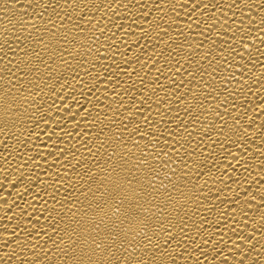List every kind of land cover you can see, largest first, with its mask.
Listing matches in <instances>:
<instances>
[{
    "label": "bare ground",
    "instance_id": "obj_1",
    "mask_svg": "<svg viewBox=\"0 0 264 264\" xmlns=\"http://www.w3.org/2000/svg\"><path fill=\"white\" fill-rule=\"evenodd\" d=\"M0 264H264V0H0Z\"/></svg>",
    "mask_w": 264,
    "mask_h": 264
}]
</instances>
